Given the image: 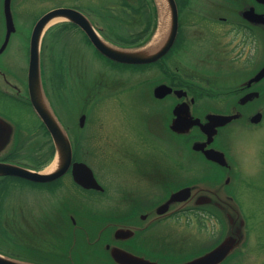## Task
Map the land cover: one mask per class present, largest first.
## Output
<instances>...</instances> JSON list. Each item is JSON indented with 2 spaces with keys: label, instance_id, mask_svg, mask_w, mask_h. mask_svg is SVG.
I'll return each instance as SVG.
<instances>
[{
  "label": "flooded vegetation",
  "instance_id": "1",
  "mask_svg": "<svg viewBox=\"0 0 264 264\" xmlns=\"http://www.w3.org/2000/svg\"><path fill=\"white\" fill-rule=\"evenodd\" d=\"M174 1L177 9V32L174 41L162 55L147 63H124L108 58L98 51L85 32L72 22L60 21L61 26L56 25L58 27L51 28V31H54L53 38L63 35L61 32L68 30L78 32L84 42L108 63L123 69L130 68L133 75L139 77V85L140 82L148 85L151 96L163 102L164 111L161 113L160 121L164 132L166 135L168 132L176 137L183 155L176 160L161 155L156 159L155 156L149 157L151 151L147 149L142 154L134 152L128 155L130 165L118 159L117 164L128 169L131 176L135 178L128 184L120 183V185L124 184V188L122 187L117 192L119 212L113 215L115 218H107L109 213L104 209L110 197L105 196L108 188L88 164L90 159L87 161L86 156L81 154L85 134H72L65 129L71 143L72 161L70 168L58 178L49 181H34L18 176L0 175V197L5 193V188L16 181L56 189L62 186V180L67 176L77 189L93 194L91 197L83 194L78 198L99 207L106 216L105 226L100 229L96 237L91 238L87 227L78 224V212L69 210L64 219H69L73 230L68 231V236L63 235L61 231L57 232L59 236H56L54 230L50 232L46 229L50 221L42 218L43 215H39L38 212L28 210L23 205L7 209L9 217L8 219H4L5 216L1 217L0 223L7 227L9 226L7 221H14L12 225L20 229L19 233L14 232V235L22 238H40V240L51 236L63 239V243L46 242L50 244L48 247L52 252L48 253L51 255L47 257L48 262L44 264H81L76 254L78 241L75 238L80 233L88 238L90 246L92 247L91 244H93L95 251H98L100 243H103L102 250L106 253L110 264L114 262L110 259V250L106 245L116 246L145 258H152L156 254L153 251L154 242L148 238L156 235L154 234L155 227L160 228L159 233H171L173 236L179 234V237H182L186 236V226L194 222L198 227V232L206 230L207 235L203 236L204 239L215 238L214 235L219 236L221 233L222 222L218 216L220 212L235 209V204L230 202L234 193H231L233 191L229 184L238 185L241 179L239 182L237 178L239 174L240 177L243 175L242 166L236 159L235 130L237 128L242 130L257 128L264 120V74L259 76V72L264 67V0ZM17 3L19 7H22L20 0L16 3L10 0L13 23V8ZM106 3L107 0H91L85 7L77 4L53 7L39 15L26 33H21L14 23V30L4 44L7 34L5 25L0 41V119L10 125L11 132L7 143L0 149V163L41 171L55 158L56 150L52 137L36 112L29 94L30 37L35 23L41 16L52 9L61 7L78 10L91 21L97 33L104 39L111 29L116 31L124 29L123 32H115L117 36L126 39L125 45L117 44L118 46L132 47L145 39L155 38L160 23V12L156 0H135V4L130 0H120V10L110 11V15L107 13ZM0 11L5 24L4 0H0ZM95 19L105 24L101 25L98 23L100 21L97 20V22ZM110 19H114L115 24ZM16 34H18V41L14 48V55L7 59L5 56L10 50L8 47L11 38ZM42 37L39 46L41 86L47 104L57 117L60 111L51 102L52 97L49 94L47 80L49 74L44 61V48L42 49L41 46ZM60 49L62 55L65 56L68 53V49ZM57 60L60 62L64 58ZM65 66L68 67L69 64ZM74 67H77V64L70 65V68L74 69ZM57 73L61 78V74ZM57 73L55 72L56 75ZM159 86L170 88V91L162 97H156L155 89ZM176 108L187 120H198L199 122L190 123L184 131L173 130L171 126L175 119L174 109ZM22 114L25 115V120L21 118ZM210 115L231 116L232 118L223 124L216 125L209 120ZM26 118L32 119L33 122L28 123ZM86 118L85 112L82 111L74 124L76 128L84 129ZM57 119L60 121V116ZM180 122L184 124L185 121ZM62 127H64L63 124ZM39 130L45 132L48 139L39 145L35 144L36 146L29 151L28 140ZM206 151H216L218 154L215 156L218 159L208 158ZM75 162L85 163L91 169L101 189L84 187L74 180L72 164ZM157 163L169 168L160 178H155L156 173H159L155 169ZM188 175L194 176H190L191 178H200V181L206 180L205 183H210V186L214 187V184L221 186L223 194L217 193L214 188L210 189L211 187L198 188L199 180L188 184L187 180H184ZM150 177L152 181H149ZM153 184L158 188L152 186ZM188 186L191 187V194L188 198L173 201L168 204L164 212H159V207L164 205L173 193ZM114 190L115 188L109 189L112 196H114ZM201 195L209 196L211 200L197 203ZM97 197V202H94ZM59 205L62 204L59 203ZM4 212L5 208L1 203L0 214ZM85 212L89 215L86 209ZM206 221L212 222L216 227L211 225L210 229H205ZM111 224L112 227L109 228ZM115 225L117 227L113 228ZM118 229H130L133 234L129 237L117 238L115 231ZM61 230L63 231L62 228ZM226 232L224 230V236ZM109 236L110 240L107 239ZM221 237L216 238L211 248L223 239ZM247 237H250L249 230H247ZM53 253L61 256L62 261L57 260L52 255ZM227 259L228 256L219 264H224ZM234 264L239 263L235 261Z\"/></svg>",
  "mask_w": 264,
  "mask_h": 264
},
{
  "label": "rangeland",
  "instance_id": "2",
  "mask_svg": "<svg viewBox=\"0 0 264 264\" xmlns=\"http://www.w3.org/2000/svg\"><path fill=\"white\" fill-rule=\"evenodd\" d=\"M90 1L20 0L22 7H19V3H17L13 8L14 23L21 33H26L37 17L45 11L57 6H71V4L85 7ZM130 1L135 4V0ZM14 2L16 3L17 0H13ZM119 3L120 0H107V13L110 15V11H119ZM97 20L100 21L95 19V21ZM60 21L51 22L45 30L41 44L42 49L44 48L46 71L49 74L47 80L49 94L52 97L51 102L60 111L58 116H60V121L67 131L72 132V134H85L81 154L86 156L87 161L90 159L88 164L108 188L105 196L110 197L107 199L104 209L108 210L107 218H115L113 215H117L119 212L117 192L122 189L124 184H128L135 178V176H131L128 169L117 164L118 159L130 165L127 156L134 152L135 154H142L149 149L151 151L149 157L155 156L157 159L161 155L166 158L170 157L171 160L179 159L183 152L176 137L171 136L168 132L167 135L165 134L160 121L161 113L164 111L162 109L163 102H159L151 96L148 91L149 86L142 82L139 85V77L133 75L134 73L130 68L123 69L108 63L106 59L95 53L84 42L78 32L60 31L63 35L53 38L54 31H51V28L61 26L62 22ZM110 21L115 24L114 19H110ZM98 23L105 24L101 21ZM4 27V18L0 11V41ZM119 31L123 32L124 29ZM119 31L111 29L106 33V39L114 44L125 45L126 39L115 34ZM17 41L18 34L11 38L8 47L10 50L5 56L7 59L14 55ZM60 48L68 49V53L65 56L62 55ZM60 58H64L63 64L62 61L58 62L57 59ZM67 63L69 66L64 67ZM73 63L77 64L74 69L70 68ZM54 68L56 73L61 74V78H59L58 73L55 74ZM82 111L85 112L87 118L83 125L84 129L79 130L74 124H76V119ZM25 114L27 115V113ZM22 117L25 120V115L22 114ZM26 121L28 123L33 122L32 119L27 118ZM235 134L236 159L242 166L243 175L240 177L239 174L237 178L239 182L241 179V183L238 185L230 183L229 187L233 191L231 193H234L233 199L239 208V215L241 218L243 216L246 221L250 237H247L246 242L243 241L242 245L235 249L232 257H229L224 264H234L235 261L239 264H264V120L259 127L254 129L242 130L237 128ZM47 139L45 132L39 130L29 138L28 150H32L34 146L45 142ZM52 164L53 161L45 170L49 169ZM155 167L156 172L159 171L155 178H160L163 172L169 169L158 163ZM190 176L188 175L187 179H184L187 180L188 184L199 180L197 182L198 188L211 187L210 189L214 188L217 193H222L221 186L214 184L213 187L210 186V183H205L206 180L200 181V178H191L194 176ZM152 177L154 178V176ZM152 177L149 178V181H152ZM62 182V186L56 189L20 181L11 183L0 197V204L2 203L5 208V212L0 214V218L5 216L4 219H8L9 212L6 211L7 209L23 205L28 210L43 215L42 218L45 220H49L50 225L46 229L50 232L54 230L56 236H59L57 232L60 233L61 231L63 235L68 236V231L72 229V225L69 223V219L65 220L64 217L69 210H76L79 214L77 216L78 224L87 227L91 238L96 237L100 229L106 224V216L103 215L104 212L99 207L90 205L78 198L83 194L87 197H91L93 194L77 189L67 176ZM121 182L124 184L120 185ZM152 186L158 188L157 185L153 184ZM110 188H115L114 196L109 192ZM95 200L94 202H97L98 197ZM85 209L89 215L86 214ZM221 214L218 216L220 220H223L224 216ZM7 223L9 224L7 227L0 223V253L18 262L44 264L48 262L47 257L51 255L48 253L52 252L48 247L50 244H46V242L63 243L61 237L51 236L40 240V238L16 236L14 232L19 233V227L12 225L14 221H7ZM211 225L215 226L212 222L206 221L205 229H210ZM116 227V225L113 226V228ZM186 228V236L179 237V234L173 236L171 233H159L160 228L155 227L154 234L156 235L150 236L148 240H153V251L156 254H154L155 257L148 258H154L160 263L180 262L214 245L216 238L223 237L224 230H227L226 225L221 224L219 236L214 235L215 238L204 239L203 236L207 235L206 230H204L205 232H198V227L194 222H190ZM75 238L78 241L76 254L81 264L105 262V264H110L106 253L102 250L103 243L99 245L101 249L95 251L93 244L91 247L88 238L81 233ZM72 239L70 238L71 241ZM107 239L110 240V236ZM52 255L57 260L62 261L61 256L54 253Z\"/></svg>",
  "mask_w": 264,
  "mask_h": 264
},
{
  "label": "water",
  "instance_id": "3",
  "mask_svg": "<svg viewBox=\"0 0 264 264\" xmlns=\"http://www.w3.org/2000/svg\"><path fill=\"white\" fill-rule=\"evenodd\" d=\"M160 1L162 0H156L159 7L158 10L160 12V23L156 31L155 38H149L144 43L133 47H121L105 41L97 33L91 21L83 13L72 8L61 7L52 9L37 20L30 37L29 94L36 112L52 137L56 150L55 158L51 167L43 171H34L18 165L0 163V175L18 176L34 181H49L62 176L71 166L72 148L69 137L45 100L39 73V46L41 37L51 22L58 18V20H65L78 25L88 36L94 47L112 60L124 63H147L157 59L172 45L177 32V9L175 1L164 0L166 5L164 12ZM4 14L7 28V34L4 41L5 44L10 33L14 30L13 19L10 11V0H4ZM166 17H168L167 20ZM263 74L264 67L259 72V76ZM169 91L170 88L159 86L155 89V96L162 97ZM177 110L179 109H174L175 119L173 120L171 126L173 130L184 131V129L189 127L190 123L199 122L198 120H187V118L180 114V111ZM208 118L213 124L215 123L218 125L229 121L232 117L210 115ZM82 119L83 117L81 118V122ZM180 121L185 122L183 124ZM10 132V125L0 119V149L7 143ZM205 153L208 158L213 160L218 159L215 156L218 154L216 151H206ZM72 165V176L78 184L84 187L101 189V186L96 182L91 169L85 163L75 162ZM190 192L191 187L188 186L173 193L168 201L159 207V212H164L167 209L166 207L168 204L173 201L188 198L191 194ZM210 200L211 198L209 196L201 195L198 197L197 203L209 202ZM220 214L221 216H224L226 222V235L212 249L186 261L178 263H160L116 246L110 247L109 245H106V247L110 250L109 255L111 259L117 264H219L235 248L239 247L245 237V223L239 215L237 207L229 211L223 210ZM132 234L133 231L130 229H118L115 231V236L117 238L129 237ZM0 264L32 263L18 262L0 255Z\"/></svg>",
  "mask_w": 264,
  "mask_h": 264
},
{
  "label": "bare ground",
  "instance_id": "4",
  "mask_svg": "<svg viewBox=\"0 0 264 264\" xmlns=\"http://www.w3.org/2000/svg\"><path fill=\"white\" fill-rule=\"evenodd\" d=\"M161 2V7H162V10H163V12H164V10L166 9V5H165V2H164V0H162V1H160ZM167 12H168V10H167ZM164 17V16H163ZM163 17H162V19H163ZM167 18L168 17H166V20H167ZM55 20H58V18L57 19H55ZM53 22V21H52Z\"/></svg>",
  "mask_w": 264,
  "mask_h": 264
}]
</instances>
